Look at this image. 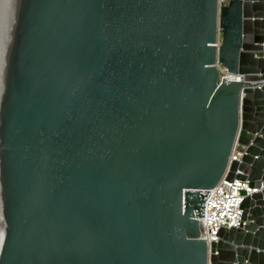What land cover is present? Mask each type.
<instances>
[{"label": "water", "instance_id": "95a60500", "mask_svg": "<svg viewBox=\"0 0 264 264\" xmlns=\"http://www.w3.org/2000/svg\"><path fill=\"white\" fill-rule=\"evenodd\" d=\"M261 183L264 0H0V264H264Z\"/></svg>", "mask_w": 264, "mask_h": 264}, {"label": "built area", "instance_id": "2783aa9c", "mask_svg": "<svg viewBox=\"0 0 264 264\" xmlns=\"http://www.w3.org/2000/svg\"><path fill=\"white\" fill-rule=\"evenodd\" d=\"M221 2L225 0H220ZM243 152L242 146L238 143L232 148L230 160L239 159ZM261 183L260 187H263ZM245 190L246 194L256 191L251 188L246 180L234 178L226 179L224 176L207 190L204 197L202 215L198 218L200 224V237L204 238L209 244L211 240L217 238V232L221 227H239L244 225L247 220L243 216L241 206Z\"/></svg>", "mask_w": 264, "mask_h": 264}]
</instances>
